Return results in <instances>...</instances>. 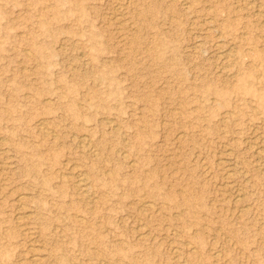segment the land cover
Wrapping results in <instances>:
<instances>
[{"label": "rangeland", "instance_id": "rangeland-1", "mask_svg": "<svg viewBox=\"0 0 264 264\" xmlns=\"http://www.w3.org/2000/svg\"><path fill=\"white\" fill-rule=\"evenodd\" d=\"M262 74L264 0H0V264H264Z\"/></svg>", "mask_w": 264, "mask_h": 264}, {"label": "bare ground", "instance_id": "bare-ground-1", "mask_svg": "<svg viewBox=\"0 0 264 264\" xmlns=\"http://www.w3.org/2000/svg\"><path fill=\"white\" fill-rule=\"evenodd\" d=\"M185 3V2H184ZM120 6V5H119ZM233 45V44H232ZM229 53V52H228ZM224 59H225V57H224ZM228 66V65H227ZM263 75V74H262ZM245 76V75H244ZM247 76V75H246ZM264 76V75H263ZM248 77V76H247ZM240 78V77H239ZM244 78H246V77H244ZM243 78V79H244ZM262 78V77H261ZM246 79H248V78H246ZM240 81V80H239ZM245 81V80H244ZM238 83V82H237ZM242 85H244V84H242ZM235 86V85H234ZM238 86H240V84L238 85ZM248 86V85H247ZM231 88H233V86L231 87ZM230 88V89H231ZM240 88V87H239ZM235 89V88H234ZM244 89V88H243ZM250 89V88H249ZM238 90V89H237ZM233 91V90H232ZM245 91V90H244ZM108 120V119H107ZM47 131V130H46ZM45 133V132H44ZM46 134V133H45ZM182 135V134H181ZM81 137V136H80ZM83 137V136H82ZM83 141V140H82ZM84 142H86V140H84ZM82 143V142H81ZM83 144V143H82ZM84 145V144H83ZM95 155V154H94ZM74 169V168H73ZM77 169V168H76ZM228 174V173H227ZM78 175V174H77ZM86 175V174H85ZM86 176H88V175H86ZM86 176L84 177V176H82L81 175V177L78 175V177H80L79 178V185H80V187H82L83 188V186H85V184H86V182H87V178H86ZM75 177V176H74ZM77 178V177H76ZM76 181H77V179H76ZM88 186V185H87ZM86 186V187H87ZM77 187V186H76ZM86 188L84 187V190H85ZM83 191V190H82ZM18 195H20V194H18ZM21 197H22V195H21ZM149 205V204H148ZM151 206H152V204H151ZM142 207V206H141ZM28 212V211H27ZM26 212V213H27ZM25 213V212H24ZM19 214V213H18ZM22 218V217H21ZM172 249V248H171ZM217 251V250H216ZM218 255V254H217ZM35 258V257H34Z\"/></svg>", "mask_w": 264, "mask_h": 264}]
</instances>
